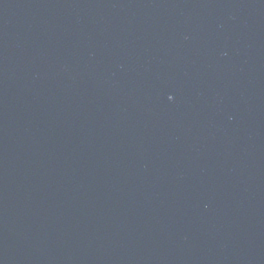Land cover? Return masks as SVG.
I'll use <instances>...</instances> for the list:
<instances>
[{
	"label": "water",
	"instance_id": "95a60500",
	"mask_svg": "<svg viewBox=\"0 0 264 264\" xmlns=\"http://www.w3.org/2000/svg\"><path fill=\"white\" fill-rule=\"evenodd\" d=\"M0 264H264V0H0Z\"/></svg>",
	"mask_w": 264,
	"mask_h": 264
}]
</instances>
